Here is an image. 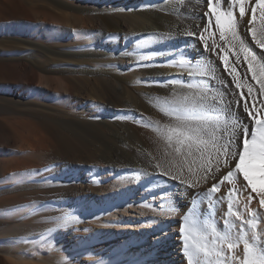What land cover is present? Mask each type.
Segmentation results:
<instances>
[{"label":"bare ground","instance_id":"1","mask_svg":"<svg viewBox=\"0 0 264 264\" xmlns=\"http://www.w3.org/2000/svg\"><path fill=\"white\" fill-rule=\"evenodd\" d=\"M15 1L41 16L27 13L22 33H5L0 6V72L15 80L0 84V264H188L187 230L211 249L225 220L237 227L216 243L223 264L243 259L241 234L264 242V208L242 174L211 191L235 158L225 165L211 144L177 154L162 135L175 122L161 107L184 95L204 97L217 135L232 119L251 125L249 111L264 116V93L220 39L206 0ZM250 18L236 31L259 57ZM228 106L231 116L219 111ZM209 210L221 226L198 234ZM200 264L217 259L201 254Z\"/></svg>","mask_w":264,"mask_h":264},{"label":"snow or ice","instance_id":"2","mask_svg":"<svg viewBox=\"0 0 264 264\" xmlns=\"http://www.w3.org/2000/svg\"><path fill=\"white\" fill-rule=\"evenodd\" d=\"M224 2L228 6L227 11L219 10L217 6L213 5V0H206L207 6L211 10L209 15L215 17V26L219 30L220 39L231 45L229 51L235 49L233 55L236 57L237 62L241 59V56L243 57V60L248 65V71L252 74V80L257 81L261 92L264 93V51L258 57L253 48L249 47L245 39H241L236 31L237 24L243 21L246 13L250 11L251 18L246 21L250 27L246 29V33H250L254 47L264 50V0H255V5L250 8L246 7L248 0H224ZM218 3L219 0H217ZM234 7H238L240 21L237 20L236 15L232 11ZM201 39H203L202 36ZM221 59L227 67L229 65V57L225 55ZM235 70V66H232V71L235 72ZM199 74L204 75L205 73L200 72ZM192 75L193 73L190 72L189 76ZM233 79L235 80L237 77L234 76ZM236 86L237 88L241 87L239 84ZM248 93L249 95L252 93L251 86L248 88ZM203 100V96L197 98L195 94L193 96L184 95L180 99L174 100L171 104L165 100V104L168 106L161 107L160 110L165 116L170 117L175 122L163 126L162 135L168 146L171 147L174 142L175 153L179 154L182 149H187L190 155L193 150L201 151L202 148H207L211 144L216 150L218 158L223 155L225 165L230 164L232 159L235 158L234 170H229L222 177V180L227 181L242 174L243 180L247 182L252 191L258 193L260 206L264 208V191L258 190L256 183L257 179L264 181V116H260L259 113L253 115L249 111L248 115L253 121L251 125L240 122L238 118L232 119L230 128L225 125L222 130L227 135H217V132L221 131L219 121H212ZM244 107L248 109L247 102H245ZM212 110H215V106H212ZM219 111H227L230 116L232 115L230 106L228 108L221 107ZM157 131L160 130L158 129ZM220 141H223V143ZM218 158L217 164L219 163ZM156 166L160 167L159 164ZM216 170L219 171V168ZM208 172H211V167H209ZM218 190V185L214 183L211 191ZM251 199L252 197L249 196V201ZM228 207L231 213L232 204L229 203ZM254 216H258V213H254ZM224 223L225 230L216 234L215 239L212 241L213 247L211 249L206 243L199 242L200 240H206V236L199 235V239H195L193 238L192 229L187 230V235L184 237V250L188 256V264H200L201 254L205 259L215 255L217 264H223L225 249L220 247L217 250L218 246L215 240L218 239L221 243L232 240L231 227L236 226L234 223L229 226L228 220H225ZM245 223L255 227L254 220H248ZM206 229L207 225L203 224L196 228V231L199 234L206 231ZM212 231L216 232V229L213 228ZM181 232H186V229L182 227ZM245 236L246 234H241L238 237V239L244 241L243 259H239L236 255H233L231 259H239V264H264V242H261L259 246H254V244L248 242V239H245ZM251 239L255 241L257 239L256 235L253 234ZM236 247L235 243L229 242L227 244L228 249H235Z\"/></svg>","mask_w":264,"mask_h":264},{"label":"rangeland","instance_id":"3","mask_svg":"<svg viewBox=\"0 0 264 264\" xmlns=\"http://www.w3.org/2000/svg\"><path fill=\"white\" fill-rule=\"evenodd\" d=\"M0 6L5 10V16H6V19L7 20H1L2 22H6V21H8V23H5V25H6V31H5V33H10V34H20V33H22V30H21V28H20V26H21V18L22 17H24L25 15L27 16V13H29L30 14V16H31V18L34 20V21H36L37 19H39L40 18V16H41V13L40 12H38L37 10L35 11V9L33 10V9H31L30 11H29V9H27V11L26 10H24L23 8H21L19 5H18V2L17 1H15V0H0ZM25 11V12H24ZM28 14V15H29ZM35 16V17H34ZM8 29V30H7ZM85 33L86 34H89V32H84V36H85ZM98 44V43H97ZM15 83V80H13L10 76L8 77L7 76V74H5V71H1L0 72V82H2V83H0V84H6V85H8V84H12L13 82ZM3 82H5V83H3ZM7 82V83H6ZM9 82H12V83H9ZM234 168V167H233ZM234 170V169H233ZM226 175V174H225ZM222 176H224V175H222ZM222 176H220L219 178L220 179H218V181H220V182H218V181H216V182H214V183H216L218 186L220 185V184H222V182L224 181V180H222ZM218 182V183H217ZM213 183V184H214ZM212 184V185H213ZM220 187V186H219ZM127 196H129V191L127 190V191H125L124 192V195H123V198H125V197H127ZM230 200V199H229ZM112 201H114V198H113V200ZM230 203V202H229ZM215 208V205H211L210 206V209H211V211H213V209ZM210 210L207 212V215H206V222H207V224H209L208 226L209 227H207L208 229H213L214 227H215V229L217 228H219V225L221 224V222L219 221V219L218 218H216L215 216H214V213L213 212H211ZM209 212H211V213H209ZM208 216V217H207ZM215 220V221H214ZM220 222H218V221ZM212 221V222H211ZM214 222V223H213ZM217 222H218V225H217ZM235 225H236V223H234ZM215 225V226H214ZM221 226V225H220ZM225 227V226H224ZM235 227H237V225L235 226ZM216 229V231L218 232V230ZM248 230V229H247ZM86 233V232H85ZM87 234V233H86ZM215 239V238H214ZM219 241H218V239L217 240H215V243H218Z\"/></svg>","mask_w":264,"mask_h":264}]
</instances>
